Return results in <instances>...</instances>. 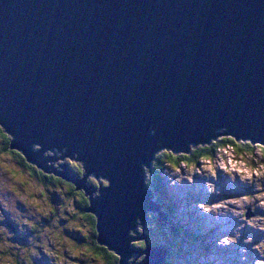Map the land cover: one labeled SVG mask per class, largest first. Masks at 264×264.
I'll return each instance as SVG.
<instances>
[{
    "label": "water",
    "instance_id": "95a60500",
    "mask_svg": "<svg viewBox=\"0 0 264 264\" xmlns=\"http://www.w3.org/2000/svg\"><path fill=\"white\" fill-rule=\"evenodd\" d=\"M0 125L84 191L119 264H167L146 173L221 136L264 146V0H0Z\"/></svg>",
    "mask_w": 264,
    "mask_h": 264
},
{
    "label": "rangeland",
    "instance_id": "374dc122",
    "mask_svg": "<svg viewBox=\"0 0 264 264\" xmlns=\"http://www.w3.org/2000/svg\"><path fill=\"white\" fill-rule=\"evenodd\" d=\"M254 146L253 155L225 147L161 173L162 195L173 206L165 227L172 220L181 231L166 236L172 264H264V149ZM63 181L45 184L11 153L0 156V264H16L18 256L30 264H106L87 247L92 229L80 191ZM149 225L161 226L147 221V235Z\"/></svg>",
    "mask_w": 264,
    "mask_h": 264
},
{
    "label": "trees",
    "instance_id": "16d2710c",
    "mask_svg": "<svg viewBox=\"0 0 264 264\" xmlns=\"http://www.w3.org/2000/svg\"><path fill=\"white\" fill-rule=\"evenodd\" d=\"M11 140H12V137L9 134H7L4 128L0 125V156L11 153L14 156V158L18 161V163L21 164L22 167H24L25 169H29V171L33 175L37 176L45 184L62 185L63 183H65L62 178H58L54 174H44L43 170L39 169L38 167L31 166L27 162V159L25 155L23 154V152L17 149L10 148ZM225 147H232V149L236 152V154H239L241 156L253 155L255 152V146L250 141H242V140L238 141L234 137H223L213 142L211 145L200 146L196 149H193L192 152L188 155L187 154H175L171 151H164L157 156V159L154 162L153 173L150 177L149 185L151 186L154 193L156 192L155 200L162 204L163 209L166 213H168V216L172 217V214H173L172 207L173 206L170 205L169 199L165 198L162 195L161 188L163 187V185L161 183V179H162V177L160 176L161 173L168 167L175 169V168L180 167L182 164H185L188 166L192 163H198V161L202 159H211L213 158V156L218 150L225 148ZM262 147H263L262 149H264V146ZM67 164H69L70 167L74 169V171H76L78 175L83 174L84 172L83 167L80 163L76 162V163L71 164L70 162H68ZM90 183L95 186L97 185L95 181L93 180H90ZM74 185H75L74 183L73 185L68 184L70 190L73 193H76ZM77 194L81 195L82 197L81 213L83 215V218L85 219V221H87L91 225V229H92L91 230L92 232L91 237L93 240L92 246H87V247L90 249V251L93 252L94 256L100 257L106 264H119V256H117L114 252L109 251L107 247L99 245L97 242V234H98L97 219L93 214L86 212V208H88L90 204L89 198L85 195L84 191H80ZM149 217H150V220H153V222L155 221V219H157V217H155L152 213L149 214ZM174 224H173V221L171 220V226L174 229L170 226L164 227L161 224V226L160 225L155 226L156 230L153 228V226L149 225L148 227L151 229V230L150 229L148 230L149 232L147 235L149 243L156 247L158 246L166 247L167 246L166 248L168 247L170 248V246L167 245L166 236H169V234L167 233L169 232L172 235V237L173 235L177 236L178 234H181L180 229L176 226V224L175 225ZM133 247H135V249H137L138 247L140 250H144L147 247V244L145 241H141L137 244H133ZM171 251L172 249L170 248L169 254L166 259L167 264H172V261L170 259L172 255ZM15 262L16 264H30L28 260H26L25 258H22L21 256H18V260L16 259Z\"/></svg>",
    "mask_w": 264,
    "mask_h": 264
},
{
    "label": "flooded vegetation",
    "instance_id": "af4514ba",
    "mask_svg": "<svg viewBox=\"0 0 264 264\" xmlns=\"http://www.w3.org/2000/svg\"><path fill=\"white\" fill-rule=\"evenodd\" d=\"M137 250H138V251H137V252L135 253V255H134L135 258H136L137 255H138V256L140 255V253H139L140 249H139L138 247H137Z\"/></svg>",
    "mask_w": 264,
    "mask_h": 264
},
{
    "label": "snow or ice",
    "instance_id": "6c2138e0",
    "mask_svg": "<svg viewBox=\"0 0 264 264\" xmlns=\"http://www.w3.org/2000/svg\"><path fill=\"white\" fill-rule=\"evenodd\" d=\"M12 191H13V192H15V191H16V189H12ZM0 219H2V217H0ZM33 227H34V226H33Z\"/></svg>",
    "mask_w": 264,
    "mask_h": 264
},
{
    "label": "bare ground",
    "instance_id": "6f19581e",
    "mask_svg": "<svg viewBox=\"0 0 264 264\" xmlns=\"http://www.w3.org/2000/svg\"><path fill=\"white\" fill-rule=\"evenodd\" d=\"M146 172H148V168L146 169Z\"/></svg>",
    "mask_w": 264,
    "mask_h": 264
}]
</instances>
